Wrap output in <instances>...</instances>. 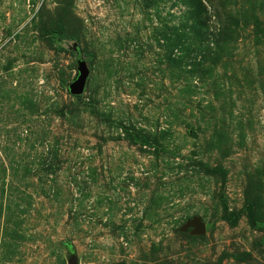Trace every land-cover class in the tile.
<instances>
[{
	"label": "rangeland",
	"instance_id": "obj_1",
	"mask_svg": "<svg viewBox=\"0 0 264 264\" xmlns=\"http://www.w3.org/2000/svg\"><path fill=\"white\" fill-rule=\"evenodd\" d=\"M71 249L264 264V0H0V264Z\"/></svg>",
	"mask_w": 264,
	"mask_h": 264
},
{
	"label": "water",
	"instance_id": "obj_2",
	"mask_svg": "<svg viewBox=\"0 0 264 264\" xmlns=\"http://www.w3.org/2000/svg\"><path fill=\"white\" fill-rule=\"evenodd\" d=\"M89 76H90V69L86 61L79 60L78 75L76 79L69 86L70 93L74 96L82 95L85 91ZM194 224L197 226L198 232H203L205 230L204 225H202L199 220H196ZM68 264H80L76 255V251L74 249L70 250Z\"/></svg>",
	"mask_w": 264,
	"mask_h": 264
}]
</instances>
